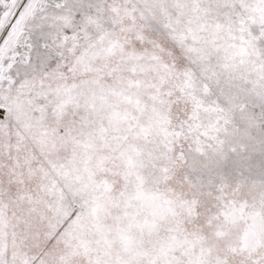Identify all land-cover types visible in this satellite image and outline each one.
<instances>
[{
    "label": "snow or ice",
    "instance_id": "6c2138e0",
    "mask_svg": "<svg viewBox=\"0 0 264 264\" xmlns=\"http://www.w3.org/2000/svg\"><path fill=\"white\" fill-rule=\"evenodd\" d=\"M0 264H264V0H0Z\"/></svg>",
    "mask_w": 264,
    "mask_h": 264
}]
</instances>
